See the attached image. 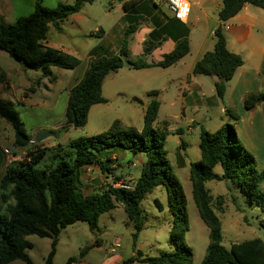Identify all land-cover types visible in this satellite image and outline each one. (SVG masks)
<instances>
[{"label":"trees","instance_id":"16d2710c","mask_svg":"<svg viewBox=\"0 0 264 264\" xmlns=\"http://www.w3.org/2000/svg\"><path fill=\"white\" fill-rule=\"evenodd\" d=\"M94 1L74 0L72 4L58 3L55 8L44 7L37 1L29 16L18 18L10 24L0 23V50L11 58L21 60L26 68L40 71L43 77L54 79L51 68L74 70L81 61L69 53L45 46L46 32L49 25L61 31V23L78 13L84 4ZM245 4L264 10V0H222L217 14L220 25L213 31L214 47L195 63L192 70L193 74L215 76L214 89L221 99L227 82L243 64L241 56L227 50L222 24L235 16ZM123 9L128 10L126 4ZM175 21L180 23L177 19ZM183 29L184 32L178 35L168 32V27L150 33L148 44L160 40L163 34L164 38H173L176 45L158 62L147 63L142 58L138 59L133 62V69L168 68L187 55L188 30L186 27ZM134 30L132 24L125 29L118 55L101 56L91 61L82 78L70 87L64 132L69 128L83 127L91 107L106 102L102 96L103 81L109 73L122 68L120 55L126 57L128 37ZM156 94V91L149 92L151 96ZM243 102L245 110H252L264 102V92L250 93ZM10 106V102L0 98V118L11 125L17 145L24 147L33 138L22 132L18 116L10 110ZM158 110V101L152 99L145 109L141 130L123 128L116 121L101 134L72 140L63 148L66 154L59 155L53 165L43 164L39 167L47 150L40 148L29 152L23 161L11 162L0 178L1 200L14 202L7 212H0V264H10L18 259L32 264L26 254V250L32 248V244L26 240L30 235L51 239L46 264H52L62 229L77 222H86L94 229L99 217L117 206L122 207L127 221L134 228L131 238L135 256L122 264H192V250L185 244L188 228L185 197L166 157V135L153 127ZM225 113L234 123L224 124L214 133L202 128L198 145L200 159L189 166L192 200L201 222L208 229V243L200 264H264V241L260 238L232 244L230 249L223 246L221 221L205 186L213 180L230 183L264 209V189L261 188L264 166L261 169L257 167L255 157L238 138L235 124L239 117L227 109ZM120 151L145 156L140 175L132 182L131 189L114 187L121 181L120 177H116L103 190L84 194L80 189L83 169L97 166L103 174H111L110 156ZM216 167L221 168L220 174L214 172ZM154 188L165 191L169 213L175 217L169 232L174 250L148 257L136 250V240L144 226L140 204ZM155 202L160 206L157 200ZM178 202L182 204V210L177 206ZM217 204L222 205V198L218 197ZM73 262L75 258H69L66 264Z\"/></svg>","mask_w":264,"mask_h":264},{"label":"rangeland","instance_id":"374dc122","mask_svg":"<svg viewBox=\"0 0 264 264\" xmlns=\"http://www.w3.org/2000/svg\"><path fill=\"white\" fill-rule=\"evenodd\" d=\"M49 1L44 0V5L55 8L56 5L49 4ZM73 2L74 0H61V3L65 4ZM13 3L15 16L26 14L27 0H13ZM120 4L121 0H95L91 4L86 3L78 13L61 23V33L49 25L47 40L54 45L61 44L81 61L82 65L75 71L51 68L54 79L50 76L43 77L40 71L26 68L21 60L11 58L0 50V98L10 102V110L17 114L23 133L33 139L38 131L48 134L47 138L34 146L27 144L20 147L16 143L11 125L0 118V178L10 164L4 150L17 156L18 161H23L27 159L29 152L38 148L47 149L39 167L43 164L53 165L59 155L66 154L65 148L55 145L54 142L64 137L72 141L83 136L101 134L116 121L123 128L141 130L145 109L150 101L155 99L159 103V110L153 127L166 135V157L185 197V214L188 219L185 244L192 250V264H200L208 243V229L201 222L192 200L189 166L200 159L198 145L201 129L214 133L224 124L234 123L225 113L226 109L232 111L239 117L235 128L241 142L253 154L257 167L261 169L264 166V107L245 110L244 99L228 95L222 99L217 97L209 76H199L200 90L193 94L189 91L183 94L181 90L188 72L187 67L182 64L139 70L121 68L117 72L109 73L103 81L102 96L106 102L91 107L83 127L69 128L64 132L69 87L82 78L84 67L92 61V57L86 60L88 51L99 43L93 34L94 31L103 29L106 34L104 45L108 48V53L115 54L118 48L120 49L125 29L130 24L134 25L135 30L129 35L130 40L128 37L131 54L134 60L141 55L140 37L148 30L147 23L137 22L135 19L126 20L127 22L122 20L123 11ZM163 10L168 13L165 7ZM157 41L147 45L153 43L155 47ZM169 44L170 42L158 49L155 47V51L147 60H162L169 50ZM187 59L189 60L186 58L184 62H187ZM150 91H157V94L151 96ZM260 92H264V89ZM252 145L255 149H251ZM117 155V159L112 160L113 166H110L111 174H103L98 168L82 172L80 188L84 194L103 190L116 177L126 183H132L138 178L145 156L137 154L139 159L128 151L117 152ZM214 172L220 174L222 170L216 167ZM205 186L212 196L214 211L221 221L222 244L225 248L230 249L232 244L253 238L264 241V209L260 205L251 202L238 187L230 183L213 180ZM261 188L264 189V182ZM218 197L222 198L221 206L217 204ZM12 204L13 200L6 203L1 200L0 191V212H7ZM177 206L182 210L180 202ZM140 207L144 226L136 240V247L142 255L155 257L162 252L174 250L169 232L175 217L169 213L165 191L154 188L146 194ZM133 232V225L127 221L126 214L120 207L102 214L94 229L86 222L69 225L62 229L58 236L52 264H66L69 258H75V261H103L108 247L118 237L121 238L120 248L115 254L126 260L135 254L131 238ZM26 240L32 244V248L26 250L32 264H46L51 251V239L30 235ZM10 264L26 263L18 259Z\"/></svg>","mask_w":264,"mask_h":264},{"label":"crops","instance_id":"0c3cea01","mask_svg":"<svg viewBox=\"0 0 264 264\" xmlns=\"http://www.w3.org/2000/svg\"><path fill=\"white\" fill-rule=\"evenodd\" d=\"M37 1H39L44 7L48 8V6L44 5V0H27V4L25 7L26 14L15 16L16 13L13 0H0V23L10 24L18 18L29 16L32 13L34 5ZM186 2L190 7V14L187 23H182L180 21V23H178L177 21H175L174 17L171 16L164 5H155L150 0H121L120 5L123 11L121 19L124 21L135 19L137 22L144 21L145 23H147L148 30L142 33L140 37V43L142 45L141 55L136 60H134L135 58H132L129 37L126 47V58L132 63L141 58H144L147 63H152L149 62L147 58L150 57L155 51L154 48L157 47L158 49L159 47H162V45L168 44V42H170L169 50L163 55V57L173 50L176 45L175 40L173 38H164L165 36L163 34H161V39L155 43V47L153 43L150 46L147 45L148 34L152 33L154 30L157 32L161 27H168V32L172 33L173 35H178L184 32L183 28H187L189 53L171 67H175L178 64H182V66L187 67L188 76L185 79V83L181 91L183 94L188 91L189 93L191 92L193 94L196 90L201 89V79H199V76L205 75L193 74L192 70L195 63L199 61L206 52L211 51L214 47L215 40L213 31L217 26L220 25L217 14L222 6V0H186ZM48 3L51 5H57L58 3H61V0H50ZM124 4L127 5V11H124L123 9ZM163 7H165L168 13L163 10ZM222 28L225 34L227 50L231 53L241 56V58L243 59L242 66L237 68L233 78L227 82L223 98L228 95L229 97H238L239 99H244V97L250 92L253 93L262 91L264 89V10L249 4H245L235 16L222 24ZM57 32L61 33L62 28L61 31ZM93 34L98 38L99 43L90 48L86 60L89 59V57H92L93 61L101 56L118 55L119 48L118 52L115 54L108 53V48H106L104 45L106 41V34L104 33L102 28H98L94 31ZM43 44L47 47H52L57 50L69 53L63 46H61V44L54 45L50 43L47 38ZM186 58H189V60L187 59L188 61L184 62ZM90 62H88V66ZM81 65L82 64L80 63V65L75 68L74 71L77 70ZM88 66L84 67L83 73ZM209 77L211 78L213 84L217 81V78L215 76ZM258 106L264 107V102L258 104L256 107ZM260 116H263L262 113ZM236 132L238 138L241 140L237 129ZM255 136L256 135L254 133V137ZM67 141L69 140L64 137L63 139L61 138V140L54 142V144L57 146H61V148H65L67 147V144L71 142L69 141L67 143ZM50 146L54 145L50 144ZM250 147L251 149H255L254 145ZM135 156L136 158H139V155L136 154ZM117 157V152L111 154V166H113L112 160L117 159ZM95 168L98 167L88 166L85 167L83 171L92 169L95 170ZM121 181L123 180L121 179ZM136 250L139 249L136 247ZM133 256H135V254H132L131 257ZM124 261L125 260L121 257V255H110L105 253L103 261L82 260L75 261L72 264H122ZM133 264L140 263L135 262Z\"/></svg>","mask_w":264,"mask_h":264},{"label":"built area","instance_id":"2783aa9c","mask_svg":"<svg viewBox=\"0 0 264 264\" xmlns=\"http://www.w3.org/2000/svg\"><path fill=\"white\" fill-rule=\"evenodd\" d=\"M155 5H164L168 12L171 14L172 17L177 19L182 23H187L190 14V7L186 0H150ZM36 142L34 139H31L28 142V146H34ZM9 163L18 161L17 156L13 155L10 151L4 150ZM132 183H126L124 181H120L114 184V187H120L125 189H131ZM121 238H116L113 243L108 247L107 254H115L116 250L120 248Z\"/></svg>","mask_w":264,"mask_h":264},{"label":"water","instance_id":"95a60500","mask_svg":"<svg viewBox=\"0 0 264 264\" xmlns=\"http://www.w3.org/2000/svg\"><path fill=\"white\" fill-rule=\"evenodd\" d=\"M120 59L123 62V68H133V63L130 62L129 60H127V58L124 55H120ZM48 137V134L42 133V132H38L36 133L34 140L35 142L38 144L40 142H42L45 138Z\"/></svg>","mask_w":264,"mask_h":264}]
</instances>
